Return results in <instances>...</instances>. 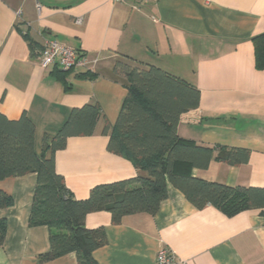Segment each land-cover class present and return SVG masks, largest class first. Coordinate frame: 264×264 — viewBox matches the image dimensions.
I'll return each instance as SVG.
<instances>
[{
    "label": "crops",
    "instance_id": "1",
    "mask_svg": "<svg viewBox=\"0 0 264 264\" xmlns=\"http://www.w3.org/2000/svg\"><path fill=\"white\" fill-rule=\"evenodd\" d=\"M25 33L37 46L35 54ZM261 33L264 0H0V111L10 118L26 113L41 152L44 136L55 135L73 108L100 105L103 116L94 133L71 136L55 154L75 198L87 199L96 185L144 174L108 149L128 94L114 65H153L201 92L199 106L180 118L182 139L250 151L249 160L237 165L215 156L207 169L194 168L193 176L264 188V69L256 67L253 41ZM53 38L99 56L94 76L70 73L67 87L54 74L56 66L41 67L37 51ZM107 123L111 131L105 133ZM36 185L34 172L0 182L14 200L0 212L7 221L0 264H78L74 252L40 262L51 243L48 226L29 224ZM168 191L155 214H132L120 224L108 211L87 215V227L102 226L107 235L93 254L99 264H156L161 247L188 264H264L259 209L227 216L213 205L197 208L172 185Z\"/></svg>",
    "mask_w": 264,
    "mask_h": 264
},
{
    "label": "trees",
    "instance_id": "2",
    "mask_svg": "<svg viewBox=\"0 0 264 264\" xmlns=\"http://www.w3.org/2000/svg\"><path fill=\"white\" fill-rule=\"evenodd\" d=\"M33 54L36 44L25 33ZM257 69H264V33L253 38ZM41 49L37 51L39 54ZM39 52V53H38ZM118 60L115 74L124 79L127 97L115 127L110 132L109 151L129 158L144 174L96 185L87 199L75 198L65 177L57 171L55 154L67 146L71 136L94 133L102 110L90 103L71 110L68 119L52 137L45 135L43 148H36V125L24 113L10 118L0 111V182L31 172L37 174L29 224L49 228L51 249L40 262L76 253L78 264H99L94 252L107 243L104 227L89 228L88 214L111 213L120 224L136 213L155 214L168 197L169 185L181 190L197 208L213 205L227 216L259 209L264 214V188L234 187L193 176L194 168L207 169L212 159L230 164L247 162L250 151L226 146L198 145L178 134L181 116L200 104V90L159 67ZM54 74L65 83L69 71L57 67ZM93 77L94 72L79 74ZM12 195L0 188V212L13 205ZM7 235V221L0 215V246Z\"/></svg>",
    "mask_w": 264,
    "mask_h": 264
},
{
    "label": "built area",
    "instance_id": "3",
    "mask_svg": "<svg viewBox=\"0 0 264 264\" xmlns=\"http://www.w3.org/2000/svg\"><path fill=\"white\" fill-rule=\"evenodd\" d=\"M148 1L157 2L158 0ZM20 14L19 12L18 15L20 16ZM77 23H82V19H78ZM98 61L99 56L92 58L87 52L54 38L46 40L39 53V65L41 67L47 69L51 66H56L75 75L93 71ZM156 264L188 263L179 259L169 248L161 247L156 255Z\"/></svg>",
    "mask_w": 264,
    "mask_h": 264
}]
</instances>
